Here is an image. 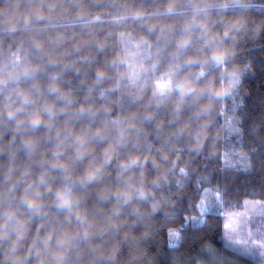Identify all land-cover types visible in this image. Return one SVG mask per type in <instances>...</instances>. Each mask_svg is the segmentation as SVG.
I'll use <instances>...</instances> for the list:
<instances>
[{
	"label": "clouds",
	"instance_id": "clouds-1",
	"mask_svg": "<svg viewBox=\"0 0 264 264\" xmlns=\"http://www.w3.org/2000/svg\"><path fill=\"white\" fill-rule=\"evenodd\" d=\"M233 7L246 5L5 0L0 264H119L122 247L125 264L141 259L134 229L170 211L165 189L182 187L242 82L250 22Z\"/></svg>",
	"mask_w": 264,
	"mask_h": 264
},
{
	"label": "trees",
	"instance_id": "trees-1",
	"mask_svg": "<svg viewBox=\"0 0 264 264\" xmlns=\"http://www.w3.org/2000/svg\"><path fill=\"white\" fill-rule=\"evenodd\" d=\"M4 2L0 0V6ZM243 3L246 7H233L227 13L243 14L250 22L233 61L244 69L242 82L217 102L209 140L192 161L182 187L165 189L173 201L170 211L150 218L146 228L134 229L143 253L136 264H260L223 242L227 213L239 211L247 199L264 202V26L258 35L253 30L264 21V0ZM0 38L4 44L10 42L3 33ZM215 70L214 65L208 68L210 73ZM186 156L185 150L182 159ZM206 192L217 196L218 212L200 213ZM128 252L122 247L119 264H125Z\"/></svg>",
	"mask_w": 264,
	"mask_h": 264
},
{
	"label": "rangeland",
	"instance_id": "rangeland-1",
	"mask_svg": "<svg viewBox=\"0 0 264 264\" xmlns=\"http://www.w3.org/2000/svg\"><path fill=\"white\" fill-rule=\"evenodd\" d=\"M199 211L201 214L218 212L217 196L206 192ZM223 242L264 264V202L247 199L239 211L227 213L223 226Z\"/></svg>",
	"mask_w": 264,
	"mask_h": 264
}]
</instances>
